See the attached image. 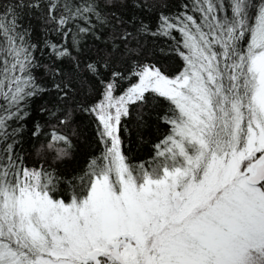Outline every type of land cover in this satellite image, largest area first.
<instances>
[{"label":"trees","instance_id":"16d2710c","mask_svg":"<svg viewBox=\"0 0 264 264\" xmlns=\"http://www.w3.org/2000/svg\"><path fill=\"white\" fill-rule=\"evenodd\" d=\"M260 17L264 0H0V201L25 185L73 201L115 142L128 172L161 174L179 112L128 89L149 68L177 78L195 41L236 80Z\"/></svg>","mask_w":264,"mask_h":264},{"label":"rangeland","instance_id":"374dc122","mask_svg":"<svg viewBox=\"0 0 264 264\" xmlns=\"http://www.w3.org/2000/svg\"><path fill=\"white\" fill-rule=\"evenodd\" d=\"M259 19L236 80L222 83L215 59L195 41L177 78L149 68L128 89L126 101L152 89L179 112L173 155L161 174L128 172L115 142L104 172L76 200L27 185L6 192L0 264H245L252 251L264 250V181L249 182L264 154Z\"/></svg>","mask_w":264,"mask_h":264},{"label":"water","instance_id":"95a60500","mask_svg":"<svg viewBox=\"0 0 264 264\" xmlns=\"http://www.w3.org/2000/svg\"><path fill=\"white\" fill-rule=\"evenodd\" d=\"M264 158V154L260 156L259 160ZM264 178V165L261 164L257 167V171L254 175H252L249 180L251 184H258Z\"/></svg>","mask_w":264,"mask_h":264},{"label":"bare ground","instance_id":"6f19581e","mask_svg":"<svg viewBox=\"0 0 264 264\" xmlns=\"http://www.w3.org/2000/svg\"><path fill=\"white\" fill-rule=\"evenodd\" d=\"M258 162H261L264 165V160H258ZM259 185H263V182L260 181L258 184H252V186H259Z\"/></svg>","mask_w":264,"mask_h":264},{"label":"flooded vegetation","instance_id":"af4514ba","mask_svg":"<svg viewBox=\"0 0 264 264\" xmlns=\"http://www.w3.org/2000/svg\"><path fill=\"white\" fill-rule=\"evenodd\" d=\"M257 163H258V162H257ZM256 167H257V165H256V164H253L254 172H255V170H256Z\"/></svg>","mask_w":264,"mask_h":264}]
</instances>
